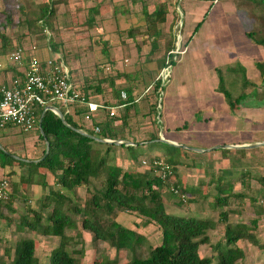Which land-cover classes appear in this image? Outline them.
I'll return each instance as SVG.
<instances>
[{"label": "trees", "instance_id": "trees-1", "mask_svg": "<svg viewBox=\"0 0 264 264\" xmlns=\"http://www.w3.org/2000/svg\"><path fill=\"white\" fill-rule=\"evenodd\" d=\"M232 1L246 36L252 43L264 48V0ZM60 3L64 1L47 0L36 20L40 22V29L45 27V22L55 12V6ZM166 18L167 14L163 6L153 13L143 14L146 29L157 20L165 21ZM200 22L198 20L195 24L194 31L197 30ZM6 23L10 21L6 20ZM153 33L155 36L160 35L159 30ZM170 45L172 42L168 46ZM172 62L173 60L170 59V63ZM255 64L259 70L257 80L248 77L245 66L236 59L215 67L217 85L214 89L221 93L232 112L239 110L246 99L256 98L258 85H264V58ZM157 85L159 83H156L154 88ZM75 86L79 94L88 99V93L83 91L81 86ZM119 91L114 92L116 101L102 103H113L111 105L118 107L125 105L126 110L136 106L134 93L130 89H124L126 97L121 101L118 99ZM260 98V100L264 98L263 94ZM55 105L63 111L70 126L63 123L57 113L48 111L41 122L43 132L41 133L39 122L45 106L35 109L34 125L38 137L44 141L42 154L35 158L38 161L15 160L13 157L15 154L9 152H4L0 159L2 168L9 167V175L12 173L13 164H17L29 168L27 177L30 180L39 168L56 178L55 183L59 189L51 188L41 204V209L49 210L48 216L45 217L40 209H32L33 216L22 215L18 227L19 229L27 227L44 236L59 237L57 245L50 252L48 264H211L213 256L200 254L201 244L210 241L207 234L210 221L206 218L171 214L164 208L163 196L167 189L174 194L172 195L178 202L183 201L181 196L186 192L177 181L171 183L169 179L162 180L152 167H146L144 171L123 170L115 163H109L111 145H108L104 152L102 148L106 143L81 135L74 129L80 128L91 136L96 134L102 138L125 142L128 117L122 119L118 115L112 117L107 115L106 120L95 121L90 127H85L76 121L69 107L57 103ZM155 107L157 119L159 113L157 103ZM95 126L99 128L97 133L93 129ZM150 139L155 141L158 138L152 136ZM46 141L50 142V152L45 157ZM129 148L133 149L132 146ZM164 158L176 177L173 164L177 161L170 156ZM44 185L46 187L45 183ZM78 186L86 188L82 202L74 198ZM171 186L179 188L180 192L175 193ZM10 197L11 195L9 199L0 200V210L3 205L10 207L8 203ZM120 212L134 213L159 226L161 242L156 246L145 247L146 235L136 228L126 227L117 221L116 214ZM220 220L225 222V231L214 243H210L213 246V254H217L218 257L215 264H245L243 261L246 257L245 248L237 244L239 239L249 240L264 249V242H261L256 235L254 226L245 222H230L226 211L220 213ZM79 226L92 233V240H104L116 247V254L98 256L89 263H83L81 256L84 248ZM68 229H74L75 232L72 235L68 234ZM75 243H79L80 246L68 248V245ZM13 249L11 261L0 258V264H39L34 237L21 236ZM5 250L10 255L12 249L6 247ZM123 251L130 255V259L126 262H122Z\"/></svg>", "mask_w": 264, "mask_h": 264}, {"label": "rangeland", "instance_id": "rangeland-1", "mask_svg": "<svg viewBox=\"0 0 264 264\" xmlns=\"http://www.w3.org/2000/svg\"><path fill=\"white\" fill-rule=\"evenodd\" d=\"M219 1L220 4H223L225 0ZM106 2V0H67L63 6L61 5L62 3H60L61 6H58L57 11L55 10L53 15L45 22V27L40 29V22L36 21L35 14L39 11V7L43 4V0H0V56L10 54L18 45H41L40 43L46 42V39L49 37V39L56 44L55 48L57 53L61 56V59H63L62 61L66 67L71 71L78 87L81 86L83 91L87 92L88 95L96 101L114 102L116 101L114 92L120 89L124 90L128 88L134 93V97H137L148 84L154 81L157 71L162 69V60L168 48L170 50H175L178 45L180 46L179 49L187 46L185 51L182 54H176L175 58L177 59L170 63L171 68L166 83L163 84L162 92H164V94L160 103L164 102V104L159 108L157 117V119L161 118L162 114L163 123L159 124L157 122L154 112V104L158 103L155 100V93L143 94L141 99L136 102L135 107H132L130 110L125 109L126 112L123 111L122 113V116L128 115L129 117L132 115L135 119H138L139 116H144L147 118L146 120L148 122L146 124L150 127L151 131L153 130L156 132V129L160 131L159 135L155 133L158 139L153 141L152 146L147 152H143L141 155H136L134 152L131 153L130 156L135 161H138L141 156H145V158H150L152 156H161L163 158L170 156L173 159L176 157L182 158L184 157L182 148L173 147L169 143L160 142V140L163 139L161 136L164 137L166 134V130L163 129L165 123L164 119L167 113L165 103H204L199 101L201 99L200 97H207V92H201V90L205 89V87L210 84L212 79L211 74L200 76L197 73V69H199L201 65L200 58L195 54V51L198 52L199 50L203 56L204 53H207L210 49L205 51L200 50V48L205 45V43H199V41H203V37L200 33L188 44V38L186 39V37H184L186 36V30H192L191 28H193L189 24L194 26L196 22L192 23L191 18L197 16H188V18H186L185 15L183 16L184 11L182 9L183 4H181V0H175V3H177L176 9L174 8L175 5L173 0H166L163 5V10L165 14H167L166 20H157L152 26L149 25V28L146 29V24L142 19L143 15L138 14L140 13V11H138L137 14L142 24L135 30H137L141 38L135 42H125V40L122 41L120 38L123 31L116 27V21L114 20L118 15L119 8L117 6L112 7L111 4H109L110 7L106 8L104 5ZM93 9L95 11H92ZM207 19L209 20L210 18L207 17ZM6 20H9L10 23H6ZM41 24H44V22H41ZM157 30L160 31V35L155 36L153 32ZM171 42L172 45L168 46ZM47 55L51 56V53L48 52L47 49H39L37 53V56L40 58H44ZM124 58H126V61ZM7 59L8 63L11 64L12 60L8 57ZM119 61H122V63ZM204 80L206 83L202 84ZM258 86L256 98L246 99L243 102L244 107L245 105H249L248 107L254 108V114L249 119L242 120L241 116L239 117V121L242 123L236 128L240 130L238 131V136L253 137L256 139L264 135V98L260 100L262 94L264 96V85L260 84ZM138 103H141L140 107ZM241 126L242 128L240 129ZM0 144V159L3 157L4 152L12 153L22 148L27 152V149L32 148V146L37 147L36 150L40 148V151L37 154L30 153V156L41 155L44 147V141L38 137L37 128L35 126L27 132L9 126L0 129ZM126 149L131 152V149ZM216 150L224 154L226 160L216 161L214 165L221 166L218 168L222 169L221 171H226L225 173H227V175L226 177H216V184L218 187L216 188L217 192H214L211 196L213 200L211 207H213L216 198L223 195L230 197L229 199L220 197L217 200L220 205H223V202H225L226 205L227 199H234L240 202L244 195H235V193H240V191L235 186V181L233 180L234 175H232L231 170L233 171L234 169L240 168L243 172L245 167H248L245 163H248L252 157L253 160H261L262 165H264V146H258L253 150H246L243 148L236 150H226V148L223 150L222 148H218ZM188 155L190 156V160L194 162L201 161L204 158L211 159L210 154L200 153L199 155L188 151ZM257 156L258 158H256ZM109 160H114L111 153ZM7 168L9 167L7 166L6 169ZM218 168L215 167V171H217ZM247 171H249V169H247ZM254 172L264 177V169L262 170L259 168L258 171ZM243 179L245 180L243 186L246 187L252 180L250 176H241V180ZM169 195V193L165 192V196H163L164 205ZM186 196L187 194L184 197L186 198ZM207 202L208 201L205 200L202 201V203ZM31 205L32 203L27 200L20 201V205L18 206L19 209L12 208L18 214L11 212L9 210L10 207L6 205L1 206L0 258L11 261L14 252L13 246L16 241L21 238V236H32L36 240V253L39 257V264H48L49 255L52 251L50 247L53 245L52 239L54 238H45L44 234L35 232L27 227L18 228L22 215L33 216L34 213L32 208H30ZM39 209L42 210L41 208ZM176 210L179 213H184L180 209ZM217 212L219 213V209ZM252 215L253 217L247 218L249 219V224L254 226L256 234L261 241L264 242V216L257 213L256 210ZM123 216L124 215H121L120 217V221H122L123 224L126 226L133 225V220H131V218ZM203 216L209 218L208 220L210 221V226L207 231L209 235L215 227H218L219 218L217 214L213 213V210L210 215ZM209 238V242H203L201 244L200 254L201 256H213L211 264H215L218 257L217 254H213V246L210 243H214L219 237L213 238V236L209 235ZM246 241L248 243L250 242V244L252 243L246 239H244L243 242ZM151 245L153 246L154 243H152V240L147 239L144 246L149 247ZM6 247L12 249L10 255H8V252L5 250ZM72 247H75V244L68 245V248L72 249ZM98 247L100 248V252L97 253L98 256H111L117 252V248L109 244L104 247L99 244ZM242 247L244 246L242 245ZM83 248L82 259L84 254L86 255L85 251L87 250L84 246V239ZM93 253L92 251L87 257L92 256ZM87 257H85V259ZM261 258L264 259V249L256 246L250 249L249 254L243 261L245 264H261ZM122 259L128 260L130 259V255L128 253L124 254Z\"/></svg>", "mask_w": 264, "mask_h": 264}, {"label": "crops", "instance_id": "crops-1", "mask_svg": "<svg viewBox=\"0 0 264 264\" xmlns=\"http://www.w3.org/2000/svg\"><path fill=\"white\" fill-rule=\"evenodd\" d=\"M63 1L64 3L67 2V0ZM106 1V4H104L106 8L110 7L109 4H111L112 7L117 6L119 8L118 15L114 18V20L116 21V27L123 31V34L120 38L122 41L125 40V42H135L136 40L141 38L137 30H135L142 24L138 14L143 15L144 13H153L156 10H160L166 2V0ZM213 1L214 0H181V4H183L182 9L184 11L183 16L185 15L186 18H188V16L196 15L197 17L191 18L192 23L196 21L195 24L198 22V20L201 19V23L195 31V24L194 26H192V24H189L193 28H191L192 30H186V36L184 37H186V39L188 38L187 44L190 43L193 38H196V36L200 33L203 37V41H199V43H205V45L201 47L200 50L205 51L207 49H210V51L204 53L203 56L201 55V52L199 50L198 52L195 51V54L200 58L201 65V67L197 69V73L200 76L211 74L212 79L210 81V84L205 87V89L201 90V92H207V97L202 96L199 100L204 103H165L167 113L165 115V123L163 129L166 130V134L164 135V137L161 136V138L176 143L177 145L172 144L173 147L176 146L182 148L184 151V157L174 158V160H176L177 162L176 164H173V167L176 174L174 180L177 181L178 184H180L182 189L185 190V195L187 194L184 204L183 201L178 202L173 196L174 194L172 192L170 193V190L167 189L166 192L170 195L164 205L165 210H167L171 214L190 216L198 219L205 218L203 215H210L213 210V213L217 214L219 218L218 227H215L209 235L213 236V238H217L223 235V232L226 228L224 221L220 220V213L222 211H226L228 213L229 221L232 223L245 222L249 224V219L247 218L253 217L252 213H255V210L257 213L264 216V177H262V175H260L259 173L254 172L258 171L259 168L263 170L264 165H262L261 160H253L252 157L251 160L248 161V163H245L246 166L248 165V167H245L244 169L246 171L243 170L242 172L240 168L234 169L233 171L231 170L232 175H234L233 180L235 181V186L240 191V193H235V195H244L243 199L238 202L234 199L228 200L230 196H218V198H216L215 200V203L213 204V207H211V204L213 203L211 196L214 192H217L216 188L218 187L216 184V177H226L227 175V173H225L226 171H221L222 169L218 168L221 166L214 165L216 161L226 160V157H224L225 155L220 153V151H217L216 149L222 148L224 150V148H226V150H236L243 148L246 150H253L258 146H264V135H261V138L256 139L253 137L238 136V131L240 130H237L236 128L237 126H240V123H242L239 121V117L241 116L242 120L249 119L254 114V108L248 107L249 105H245L244 107L243 104L241 108L236 112L231 111L228 104L225 102V100H223L221 93L215 91L214 89L215 85H217L215 67L222 63L235 61L236 59L238 62L245 66L248 77L257 80L259 78V70L257 69L255 62L263 60L264 48L261 45L252 43L246 36L245 30L241 25L239 17L237 16V11L232 0H225L223 4H220L219 0H217L216 3H213ZM46 3L47 0H43V4L39 7V11L35 14L36 19L39 18V15L41 13L40 10L43 6L46 5ZM64 3H62L61 5L63 6ZM173 3L175 5L174 8L176 9L177 3H175V0H173ZM61 5L58 4L57 6H55L56 11L58 6ZM138 11H140V13H138ZM207 17L210 19L208 20ZM46 40V42L40 43L41 45H18V47L22 50L24 58L23 60L27 62L29 59L34 58L38 62L42 63L48 58L55 57V59L62 61L63 59H61V56L56 51V44H54L53 41L49 39V37ZM16 48H14V50ZM39 49H47L48 52L51 53V56L47 55L44 58H40L39 56H37ZM7 57L9 58V54L6 56H0V84L9 83L12 78L18 75L21 76L22 69H25V64L17 66L13 62L11 64L8 63ZM126 58H124L125 61ZM119 62L122 63V61ZM158 72L159 70L157 71L156 75L158 74ZM70 75L72 81L74 82V85H77V83L74 81L71 71ZM205 83L206 81L204 80L202 84ZM163 94L164 92H162L159 102H161ZM141 96H143V93H140L137 97L133 96L134 102L139 101L141 99ZM118 99L120 101L124 100L120 96ZM88 100L92 102L102 103L96 101L90 96L88 97ZM140 104L141 103H138L139 107ZM163 104L164 102L161 103V106H163ZM69 109L70 113L74 115L76 121H80L79 123H81V125L85 127H90L92 122L104 121L107 118V114L103 113L102 111H98L93 114V120L91 122H86L82 117L85 114L89 113V109L87 106L75 105ZM117 109L119 117H122V119L128 117V115L122 116L123 111L126 112L125 105H123L122 107H118ZM162 116L163 115L161 114V118L157 119V122L159 124L163 123ZM128 119L129 122L128 129L125 133V144L118 145L106 143V145L103 146L102 149L103 151H105L108 148L107 146L111 145L109 158L111 153L115 161L108 159L109 163H115L123 170L131 169L134 171H144L146 167L142 164L141 159L145 158V156H141L138 161H135L130 155L133 152L136 155H141L143 154V152H147L154 141L151 140L150 137H152L153 135V137H156L155 133L159 135L160 131H157V129L156 132L153 130L151 131L150 127H148V125L146 124L148 122L146 120L147 118L144 116H139L138 119H135V117L131 115L128 117ZM241 128L242 126L240 127V129ZM94 135L97 136L96 134ZM258 143H262L263 145L259 144L254 147L250 146ZM129 146H132L133 148L131 149V152L130 150L126 149L129 148ZM36 148L37 147L32 146V148L27 149V152L24 148L19 149L15 152H11L16 156H21L22 159L20 160H37L35 158H38L40 155L30 156V153L37 154L40 151V148H38L37 150ZM188 151H190V153L199 155L200 153L210 154L211 159L204 158L203 160L197 162H194L193 160L191 161L190 156L188 155ZM256 158H258V156ZM215 167L218 168L217 171H215ZM3 169L5 170L7 177H9L10 181H12L11 197L8 201L10 206L9 210L11 212H15L12 208L19 209L18 206L20 205V201L22 200L31 202L32 205L30 208L35 210L39 209L41 208V204L42 201H44L45 195H48L49 190L51 188L54 190L59 189V186L55 183V176H53L49 172L44 171V169L39 168L38 170H36L32 176V180L27 177L29 168L26 165L13 164V167L11 168L12 173L10 176L8 174L10 172V169ZM247 169H249V171H247ZM241 176H250L252 178L247 187L243 186V184H245V180H241ZM44 183L46 184V187ZM75 191L76 192L74 198L77 201L82 202L83 198L86 195V188L78 186ZM65 192L69 193L68 190H65ZM220 197L228 198L226 205L225 202H223V205L219 204L217 200ZM204 200L208 202L202 203V201ZM176 209H180L184 213H179ZM218 209L219 213L217 212ZM41 212L45 215V217H47L49 214L48 209L42 208ZM121 215H124L123 217L131 218V220H133V225L126 226L125 224H123V222L120 221ZM116 219L126 227L136 228L139 231L143 232L146 235L147 239L152 240V243H154L153 246H156L161 242V229L152 221H147L144 218L139 217L131 212H120L116 214ZM79 231L82 238L84 239L85 249H87L85 251L86 255L84 254L82 262L89 263L96 259V257H98L97 253L100 252V248L98 247L99 244L100 246L102 245V247H104L105 245L108 246V243L104 240H92V233L89 230L82 228L81 226H79ZM74 232V229L67 230V233L71 235ZM44 237L54 238L52 239L53 245L52 247H50L51 250L57 245L59 241L58 236ZM239 240L237 244L244 246L246 256L249 254L250 249L258 246L254 243L250 244V242L248 243L247 241L243 242L244 239ZM75 246H80V244L75 243ZM92 251L94 252L93 255L87 257ZM123 252L124 254H127L126 251ZM115 254L116 252L113 255ZM101 256L102 255H100V257ZM85 257L87 258L85 259ZM126 261V259H122V262ZM260 261L261 264H264V259L261 258Z\"/></svg>", "mask_w": 264, "mask_h": 264}, {"label": "built area", "instance_id": "built-area-1", "mask_svg": "<svg viewBox=\"0 0 264 264\" xmlns=\"http://www.w3.org/2000/svg\"><path fill=\"white\" fill-rule=\"evenodd\" d=\"M216 2L217 0L213 1V3ZM179 48L178 45L175 50L171 49L166 52L163 57L162 69L154 81L148 84L142 92L143 94L155 93V100L158 102L159 108H161L159 101L163 84L166 83L171 68L170 59L174 60L176 54H182L186 47ZM9 58L17 66L25 64V69H22L21 76L12 78L9 83L0 84V128L9 126L25 132L29 131L35 126V109L39 106H57L55 103L63 104L69 108L75 105L87 106L89 113L82 117L86 122H91L93 114L98 111H102L111 117L118 115V106L92 102L80 95L71 79L68 67L61 60L54 57L40 63L31 58L25 62L19 47L10 52ZM156 83L159 85L154 88ZM119 96L125 99L126 94L121 90ZM93 129L96 133L99 132L97 126ZM164 159L161 156H156L141 159V162L147 168L152 167L162 180L169 179L171 183H174V174ZM11 187L9 177H7L5 170L0 167V200L9 199ZM171 189L177 194L180 192L179 188L171 186ZM184 196L185 194L181 196L183 201L186 200Z\"/></svg>", "mask_w": 264, "mask_h": 264}, {"label": "water", "instance_id": "water-1", "mask_svg": "<svg viewBox=\"0 0 264 264\" xmlns=\"http://www.w3.org/2000/svg\"><path fill=\"white\" fill-rule=\"evenodd\" d=\"M48 111H52V112H54V113H57L60 117H61V119L64 121L63 123H65L66 125H68V126H70L68 123H67V121H66V118H65V115H64V113H63V111L59 108V107H57V106H47V107H45L44 108V111H43V113H42V115H41V118H40V122H39V128H40V131H41V133H43L42 132V128H41V122H42V120H43V117H44V115L48 112ZM72 127V126H71ZM73 128V127H72ZM76 131H78L79 133H81V135H84V136H86V137H89V138H91V139H94V140H96V141H99V142H102V143H110V144H118V145H123V144H125V142H120L118 139H105V138H102V137H99V136H95V135H89V134H87V133H85L84 131H82L80 128H74ZM160 142H162V143H164V142H166V143H169V144H173V145H177L176 143H173V142H171V141H168V140H166V139H162V140H160ZM259 144H262V143H258V144H254V145H250L251 147H254V146H257V145H259ZM263 145V144H262ZM180 146H183V145H180ZM0 147H1V144H0ZM49 152H50V142L49 141H46V153H45V157L49 154ZM13 157H15L16 159L15 160H20V159H22L21 157L19 158L18 156H16V155H14ZM24 160H26V161H28L27 159H24ZM33 161H38V159L37 160H33Z\"/></svg>", "mask_w": 264, "mask_h": 264}]
</instances>
